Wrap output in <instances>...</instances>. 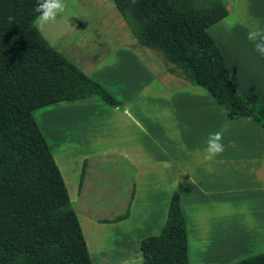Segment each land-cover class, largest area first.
Here are the masks:
<instances>
[{"label": "crops", "instance_id": "0c3cea01", "mask_svg": "<svg viewBox=\"0 0 264 264\" xmlns=\"http://www.w3.org/2000/svg\"><path fill=\"white\" fill-rule=\"evenodd\" d=\"M239 4L235 12L239 17L231 16L228 11L206 29L221 50L238 93L248 101L264 104V74L258 71V64L264 62L260 60L262 57L247 40L246 34H238V38L226 35L229 29L238 32L258 24L255 18H251L253 12L241 6V2ZM131 39L130 42L118 41L127 48L137 45L135 38ZM107 50H97L101 57L103 54L102 59L97 58L98 66L111 63ZM124 52L126 54L114 57V62L115 68L121 65L119 70L127 74H117V78L113 77L112 85H117L118 96L125 103L105 106L101 102H94L93 106L85 102L91 97L79 98V103H75L66 116L69 113L70 116L80 114L82 124H88V130L65 136L64 140L51 136L52 145L46 141L62 178L65 177L60 160L66 163L65 173L72 182H76L74 188L77 185L78 192L90 176L88 160L91 156L113 154L115 159L124 160L131 167L123 211L115 209L108 216L77 212L91 217L93 220L90 222L100 224L104 236L106 231L115 229L135 236L136 252L133 253L125 251L127 242L120 235L112 241L102 237L106 239L104 244L107 243L108 250L114 252L112 264L141 262L139 241L145 235L159 232L174 189L179 194L190 248V237H208V250L206 247L204 250L212 260L221 261L234 256L238 252H232L234 248L251 240V229L246 225L241 226L240 233L237 231L239 228L234 222L236 217L241 218L237 214L240 212L256 221L251 223V227L258 225V235L264 241V132L261 126L249 115L225 121V107L203 86L192 85L174 70L168 71L161 55H156V60L149 50L142 51L143 55H152L158 62L155 71L151 63L147 67L131 51ZM77 62L91 73L97 61ZM144 72H147L146 79L142 81L144 83H134L133 74ZM144 89L147 90L146 98H140L139 92ZM67 126L75 127L73 123ZM220 131H223L225 150L210 160L205 159L209 134ZM83 160L84 173L78 188ZM64 184L66 187V181ZM235 194H243L246 198L234 202ZM70 200L72 202V198ZM190 206L194 207L195 212L190 210ZM125 211L123 217L116 219ZM188 248L187 240V257ZM101 250L91 252L90 249V253L88 250L92 264H96L95 260L98 263L99 258L106 261V255H99L105 251ZM195 252L199 253L200 250L194 251L192 248V253Z\"/></svg>", "mask_w": 264, "mask_h": 264}, {"label": "trees", "instance_id": "16d2710c", "mask_svg": "<svg viewBox=\"0 0 264 264\" xmlns=\"http://www.w3.org/2000/svg\"><path fill=\"white\" fill-rule=\"evenodd\" d=\"M111 1L135 40L158 51L168 71L178 68L225 107V121L249 115L264 132V104L238 93L206 29L227 14L221 0ZM35 3L0 0V264H92L63 178L32 111L89 95L111 106L119 100L49 44L33 23ZM139 249V264H189L176 189L161 229L143 236ZM230 264H264V250Z\"/></svg>", "mask_w": 264, "mask_h": 264}, {"label": "rangeland", "instance_id": "374dc122", "mask_svg": "<svg viewBox=\"0 0 264 264\" xmlns=\"http://www.w3.org/2000/svg\"><path fill=\"white\" fill-rule=\"evenodd\" d=\"M222 2L225 4L231 16H237L235 12L238 11L237 6H240L239 2H241V6L243 5L244 8L248 7V9L253 12L251 18L256 19V22L258 23L257 26L261 29H264V0H222ZM237 17H239V15ZM129 31L130 30L126 22L118 13L111 0H69L68 11L58 16L56 22L47 25L44 31L41 33L47 39L49 44L52 45L56 50L60 51L64 56L73 61L93 79L97 80L98 82H101L112 93V95L117 100H119V105L117 106H121L125 103V101L124 99L119 98L118 94L120 92L116 90L117 85H112V82L113 77L117 78V74L124 75L127 74V72L119 70V67L121 65H117V68H115L114 57H119L120 55H123L125 53V50H129L138 58V61H140L141 63L143 62L147 67H149L147 64L150 65L151 63V67L155 71H157L156 68L158 62L156 61V55H161L158 51L154 49L151 50L152 48L140 45L139 43H137V45H129L128 48L121 46L118 40H121L123 42H130L132 40L131 38L134 39V37H131ZM248 31L249 29L234 32L229 29L227 30L226 35H228V37L238 38V34L247 35ZM103 48H105V50L110 53L111 63L106 66H98V60L103 58V54L101 57V54L98 53L97 50ZM146 49L151 52V54L156 58V60L152 55L150 56L147 53H144L143 55V52ZM77 60H79L80 62H97L95 63V66L90 70L91 73H89L87 70L82 68V66L77 62ZM260 60L264 61V57H262ZM250 66L251 64L248 67ZM258 71L260 72V74H264V62L258 64ZM174 72L180 78H184L182 74L178 71V68H175ZM146 77L147 72H144L142 74L134 73L132 76V78L134 79V83L137 82L138 84L144 83L142 81H144ZM127 78L130 80L129 76H127ZM157 82L159 83V81ZM155 85H157L156 82ZM130 89L133 88L130 86ZM146 92L147 90L145 89L140 91V98H146ZM88 97H91L87 101H85L88 104L94 106V102H101V104L105 106H110L106 104L97 95H90ZM79 100L80 99L62 100L47 105L39 106L33 109V116L44 137H46L45 139L46 141H48L49 145H52L50 141L53 138L51 136L57 137V139L60 138L64 140L65 136H69L71 134L76 135L77 133H81L88 130V126H86L88 124L83 126V117L80 116V114L70 116L69 113V116H66V113L68 111L70 112L72 106H74L75 103H79L77 102ZM140 112H142V110ZM86 121H88V119ZM69 123H73L75 127H68L67 124ZM125 163L126 162L124 160L115 159L113 154L106 156H91L88 160L90 176L89 178H87L85 185L80 188L78 192L77 185L74 188V184H76V182H72L68 174L65 173L66 163H62L60 160V165L63 170L62 175H64L65 177L63 179L64 181H66L67 184L66 188L69 198H72L71 205L74 211H76L75 213H98V215L108 216L109 213H111V211H114L115 209L123 211L125 207L124 203H126L128 196V192L125 190V187L127 186V182L129 181L130 177V174L128 172L131 170V167ZM243 198H246V196L243 194H235L234 202ZM190 207V210H192V212H195L194 207ZM187 208H189L188 205ZM237 214H239L241 217H236V220L234 222L237 223V226L239 228L237 229V231L239 230L240 233L241 226L246 225L251 229L249 237H251L252 241L249 240L243 243V245L239 243V245L242 246L234 248L232 252L238 251L237 253H234V256L225 258L221 261H215L212 260L209 254L206 253V250H204L205 247L208 250V237H190L193 250L197 251L199 249V253H192V248H190L191 245H189V238H187L189 246V264H230L254 252L264 250V241L261 236L258 235V225H256L254 228L251 227V223H256V221H252V218H249L247 215H244L241 212ZM77 217L82 226L81 229L89 253L90 249L91 252H94V249L105 250L104 252H100L99 255L101 257H103L102 255H106V261L104 260V262L99 258V264L113 263L114 252H110L108 250L109 247L106 245L107 243L104 244V241L108 238H110V240L112 241L120 235L121 239H124L127 242L125 251L129 253H133V251L136 252V249L134 248V235H130L115 229L111 231H106L107 234L104 236L103 233H101L102 231L100 224L90 222L91 220H93L91 219V217L86 214L84 215L79 213H77ZM111 233L113 235H111ZM103 236L106 239H102ZM226 250L230 251V249ZM139 255L140 262V251ZM130 259H132L131 256ZM95 263L98 264L97 260H95Z\"/></svg>", "mask_w": 264, "mask_h": 264}, {"label": "clouds", "instance_id": "9594fccd", "mask_svg": "<svg viewBox=\"0 0 264 264\" xmlns=\"http://www.w3.org/2000/svg\"><path fill=\"white\" fill-rule=\"evenodd\" d=\"M137 0H131L135 4ZM69 9V0H36L33 11L37 13L34 24L38 31L43 32L50 23H55L57 17L66 13ZM12 18L9 17V22ZM247 40L254 45V50L264 57V29L251 27L247 32ZM223 131L210 133L207 140V155L205 159H212L225 150L223 144ZM194 183V181H191Z\"/></svg>", "mask_w": 264, "mask_h": 264}]
</instances>
